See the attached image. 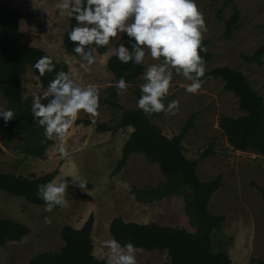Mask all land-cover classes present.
<instances>
[{
    "label": "rangeland",
    "instance_id": "1",
    "mask_svg": "<svg viewBox=\"0 0 264 264\" xmlns=\"http://www.w3.org/2000/svg\"><path fill=\"white\" fill-rule=\"evenodd\" d=\"M56 2L0 0V3L22 14L21 34L25 44L67 63L69 72H76L79 83L94 84L101 99L110 100L120 108L115 109L110 103L100 100L97 116L81 111L62 140L52 139L54 144L48 148L45 159L31 158L22 153L20 148L24 141L18 126L12 131L13 143L6 148L5 140L9 132L5 126L13 118L7 124L0 118V171L24 177H40L57 171V182L62 177L69 181L64 205L51 211H45V206L31 204L24 198L0 191V218L14 220L30 229L29 236L22 241L0 246V264H28L38 254L60 251L64 247L61 238L63 228L71 226L80 229L90 216L94 217V256L107 264L108 249L103 247L102 242L113 238L109 226L116 217L126 222L156 223L194 233L196 228L185 212L183 194L139 200L135 189L164 190L167 182L160 167L150 163L145 155H132L127 166L120 173H115L123 147L133 130L131 127H120L122 114L124 110L139 109L136 101L141 95L139 86L144 83L142 76L136 84L128 85L123 93L118 94L115 77L107 62L113 55L112 49L122 40L117 39L106 55L96 54L95 63L86 70L81 67L80 60L65 50L64 38L71 18L59 14ZM233 2L241 13V28L230 40H225V22L232 15L233 7L224 9L221 20L217 14L224 0H197L207 28L203 41L209 43L208 49L214 54V59L205 63V73L216 67L240 71L264 100V57L261 66L247 64L243 60L244 55H253L264 45V0ZM155 62L150 55H146L141 65L146 68ZM189 83L182 75H174L166 102L178 101L179 109L175 115H146L169 138L177 136L192 121L193 126L183 143L186 157L199 161L197 172L201 181L222 178V186L209 204L211 213L226 217L223 229L211 237L213 252L231 255L233 264H251L264 255V252H252L251 243L256 236L259 246L264 244V201L257 189L264 188V156L237 152L229 145L219 126L220 120L223 116L238 118L245 112L240 109L237 97L225 90L222 80H213L195 94L185 91ZM45 91L33 69L28 67L23 77L24 98L33 97V94L43 96ZM0 109H8L2 93ZM61 143L68 147L69 158L60 157L58 147ZM211 148L213 156L201 159V155ZM66 176L85 182V187L79 188L78 182L73 184L71 177ZM241 242L245 245L241 246ZM136 259L137 264H164L168 258L166 253L138 250Z\"/></svg>",
    "mask_w": 264,
    "mask_h": 264
},
{
    "label": "trees",
    "instance_id": "2",
    "mask_svg": "<svg viewBox=\"0 0 264 264\" xmlns=\"http://www.w3.org/2000/svg\"><path fill=\"white\" fill-rule=\"evenodd\" d=\"M233 3V0H224L223 7L217 14L218 19L222 20L224 9L228 6L233 7L232 15L225 22V40H230L241 28V13ZM21 22L22 14L18 10L0 3V93L6 99L8 108H11L15 114L11 122L5 126L9 132L5 147L9 148L13 143L12 131L15 126H18L24 141L20 148L22 153L31 158L45 159L48 148L54 142L46 138L43 128L33 122L31 115L33 97L24 98L23 77L27 68L31 67L42 87L47 90L48 83L54 79L56 72L61 70L69 72L70 68L67 63L56 60L45 51L25 44L21 34ZM75 24L76 21L71 18L65 33L64 46L67 53L80 60V57L73 52V42L67 38V33ZM122 43L129 42L122 40ZM208 45L207 41H203L205 51L201 55L205 63L214 59V54L208 49ZM111 46L112 44L109 47L99 48L95 55H106ZM45 55L53 58L56 67L51 73L46 72L41 76L33 65ZM263 57L264 45L253 55H244L243 60L247 64L261 66ZM107 67L116 81L123 76L127 85L136 84L145 70L143 65H134L131 62L121 63L114 54L108 59ZM215 79L224 82L225 90L237 97L240 109L245 112V115L238 118L223 116L220 120L219 126L229 145L237 152H252L264 156L263 98L243 73L230 67H216L205 73L206 82L203 86ZM100 100L110 103L115 109L120 108L110 100L101 98ZM42 102L46 103L47 100L43 99ZM192 126L190 120L177 136L169 138L161 129L153 125L146 113L140 109L124 110L120 127H131L133 130L123 147L122 157L115 173H120L127 166L132 155H145L150 163L160 167L167 182L164 190L135 189V193L139 194V200H145L151 196L162 198L167 195L183 194L186 200L185 212L196 231L191 233L183 228L166 227L156 223L126 222L121 217L111 221L109 231L111 236L121 243L131 241L138 250L166 253L168 259L164 264H233L228 254L213 252L211 237L215 232L223 229L226 217L211 213L209 204L212 196L220 190L222 178L218 177L211 182L201 181L197 172L199 161L186 157L183 143ZM213 154L211 148L201 155V159H206ZM56 176L57 171L40 177H24L0 171V191L24 198L31 204L45 206L44 201L36 194L37 187L52 181ZM254 187L257 186L254 185ZM257 189L264 201V188L257 187ZM93 228V216H90L80 229L65 226L61 232L64 247L58 252L38 254L28 264H107L94 256ZM29 234L30 229L26 225L0 218L1 247L8 243L20 242ZM251 264H264V260H253Z\"/></svg>",
    "mask_w": 264,
    "mask_h": 264
},
{
    "label": "clouds",
    "instance_id": "3",
    "mask_svg": "<svg viewBox=\"0 0 264 264\" xmlns=\"http://www.w3.org/2000/svg\"><path fill=\"white\" fill-rule=\"evenodd\" d=\"M55 8L62 16L76 21L67 33L73 42V52L80 57L86 70L95 63L99 48L109 47L117 39L119 43L112 54L124 64L144 63L146 55L156 61L147 65L139 86L141 95L137 108L147 114L175 115L179 109L176 100H168L174 75H182L190 83L185 91L195 94L205 84L206 64L201 53L204 33L207 31L203 12L197 0H57ZM126 38V39H125ZM33 67L43 76L51 73L56 64L50 56H42ZM121 76L116 81L118 94L127 88ZM42 99L47 102L43 103ZM99 89L91 83L78 82L76 72H56L43 96L33 94L31 115L33 122L43 128L48 139H63L75 124L81 111L92 116L99 114ZM11 108L0 109V118L7 124L14 118ZM61 158H69L68 147H58ZM71 183L81 189L85 182L74 176ZM69 181L62 177L38 185L37 196L45 203V211L63 206ZM108 249L109 264H137L138 248L131 241L121 243L115 238L102 242Z\"/></svg>",
    "mask_w": 264,
    "mask_h": 264
},
{
    "label": "crops",
    "instance_id": "4",
    "mask_svg": "<svg viewBox=\"0 0 264 264\" xmlns=\"http://www.w3.org/2000/svg\"><path fill=\"white\" fill-rule=\"evenodd\" d=\"M245 243V242H244ZM252 252H253V250H255L256 252L255 253H261V254H263V252H264V244H260V246H259V242H257V239H256V236H255V238H254V240H252ZM257 243V244H256ZM255 244V247L253 246ZM245 244H243L242 242H241V246H244ZM231 256V255H230ZM263 257H257V259L258 260H264V255H262ZM231 259H232V256H231Z\"/></svg>",
    "mask_w": 264,
    "mask_h": 264
}]
</instances>
